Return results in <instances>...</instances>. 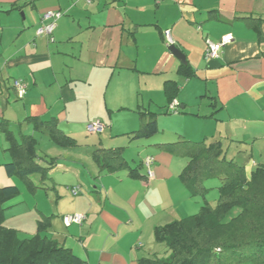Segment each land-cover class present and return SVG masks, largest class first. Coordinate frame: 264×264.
<instances>
[{
  "label": "crops",
  "instance_id": "obj_1",
  "mask_svg": "<svg viewBox=\"0 0 264 264\" xmlns=\"http://www.w3.org/2000/svg\"><path fill=\"white\" fill-rule=\"evenodd\" d=\"M48 11L63 13L52 42L36 36ZM164 30L171 31L186 65L168 51ZM227 35L231 43L207 59V42ZM14 80L27 87L21 99ZM166 81L177 83L172 101L177 113L168 112ZM150 115L156 135H128L141 130ZM93 120L105 129L85 139ZM0 122L17 138H35L37 163L48 168L38 175L42 185H56L54 174L68 172L73 174L69 188L85 191L82 198L80 192L71 195L76 199L66 209L51 211L50 238L86 264L164 257L167 250L154 241V229L197 214L204 202L191 198L179 182L185 154L160 145L218 142L225 160L242 167L247 177L264 164V0H0ZM42 122L55 124L74 145L53 143L44 128L48 124L35 128ZM46 137L59 148L57 156L39 151L38 139ZM6 148L0 134V165L9 161ZM72 149H85L84 161L77 159L80 154L66 159ZM101 149H121L125 166L101 170L94 156ZM132 150L129 160L126 151ZM147 157L154 159L151 179L142 166ZM129 168L138 170L136 177L129 176ZM2 172L4 184L17 185L16 177ZM73 214L85 221L65 227L62 218ZM51 217L62 229L52 227ZM4 226L14 229L5 216Z\"/></svg>",
  "mask_w": 264,
  "mask_h": 264
},
{
  "label": "trees",
  "instance_id": "obj_2",
  "mask_svg": "<svg viewBox=\"0 0 264 264\" xmlns=\"http://www.w3.org/2000/svg\"><path fill=\"white\" fill-rule=\"evenodd\" d=\"M179 71L186 77L192 76L187 66H180ZM164 91L171 103L177 83L166 81ZM40 126H45L56 145L62 148L74 145L75 141L55 124L42 122L35 128ZM156 133L155 117L150 115L141 130L128 135L133 139H149ZM0 134L7 144L4 152L9 156V161L0 166L7 176L18 178L32 192L36 187L31 177H43L48 172V168L37 163L35 138L15 137L5 122H0ZM160 147L185 154L187 164L179 180L191 198H201L204 203L197 214L156 227L154 241L166 248L167 255L142 258L138 264H264V164L247 177L242 167L225 160L218 142L180 141ZM94 156L101 170L125 166L121 149L97 150ZM137 171L129 168L128 174L134 178ZM215 179L219 182L218 200L211 207L205 200V182ZM19 194L17 186L0 187V264H86L47 235L51 228L48 217L37 220L36 233L24 240H19L16 230L4 226L5 205ZM234 209L236 213L228 218Z\"/></svg>",
  "mask_w": 264,
  "mask_h": 264
},
{
  "label": "rangeland",
  "instance_id": "obj_3",
  "mask_svg": "<svg viewBox=\"0 0 264 264\" xmlns=\"http://www.w3.org/2000/svg\"><path fill=\"white\" fill-rule=\"evenodd\" d=\"M133 120L135 121V123L137 122V119L133 118ZM92 137L93 136L90 133H87L85 139ZM99 138L100 136H96L94 137V140L98 142ZM38 140L40 144L39 147L40 152H46L47 154H49V156L58 155V151L56 149L59 148H53L54 144L52 145V143L48 141L47 137ZM68 151L70 152H68L67 155L64 154L66 156L65 157L66 159L70 160L72 157L76 156L77 154H80V156H78L77 159L84 161V158L82 156L85 155L83 154V151H85V149L82 150L72 149ZM91 153L92 150L88 152L87 156L91 157ZM133 153H134L133 150L126 151L129 160H131V156L134 155ZM63 165L67 166L66 163H63ZM0 173H3L1 167H0ZM54 175H55L54 179L56 185H53L50 182L49 183L45 182L46 185H42L40 182V177L38 175H33L31 177V180L34 187H36V189H33L32 192L25 185V183H23L19 179L17 180V178H13L17 183V185L15 186L19 187L20 189V195L17 198L10 201L9 203H7L5 206L6 207L14 206V208L16 207L17 210L12 211L11 210L12 208L10 209L7 208L4 212L5 213L4 216L7 225H9L10 227L14 228L17 231L19 240H24L26 238H29L31 232L32 233L36 232V220L42 219V215L45 217H49L52 214L51 211L54 210L56 207L59 209L61 208L66 209L64 207H67L70 203H72L76 199V198H72L71 193L69 191L70 185L68 183L70 181L69 177L73 178V174L68 172H57ZM0 186H10V185L4 184L0 178ZM218 186H219V182L216 179L205 182V188L207 190L205 194V200L211 207H214L218 200ZM79 192H80L79 195L80 198L85 197V191L83 189H79ZM40 212L43 213L41 214ZM235 213H236V209H234L228 215V218L234 216ZM51 220H52V227H55L57 225V228L62 229L61 221H59L58 218L51 217ZM164 249L166 250L165 247ZM160 252L161 251H159L158 253ZM160 255L163 257L162 253H160Z\"/></svg>",
  "mask_w": 264,
  "mask_h": 264
},
{
  "label": "built area",
  "instance_id": "obj_4",
  "mask_svg": "<svg viewBox=\"0 0 264 264\" xmlns=\"http://www.w3.org/2000/svg\"><path fill=\"white\" fill-rule=\"evenodd\" d=\"M33 1V0H29ZM93 0H85L87 4H91ZM63 16V13L60 11H48L42 14L40 18L39 25L36 29V36L39 38H45L49 42L53 41V31L56 26V22ZM162 38L167 47L175 46V42L171 35L170 30H164L162 32ZM232 36L227 35L223 37L218 43H210L207 42V48L205 51V57L207 59H214L217 57L219 50L224 48L226 45L231 43ZM12 87L15 90V93L18 98H23L26 94L27 87L25 83L21 80H14L12 83ZM168 112L177 113L178 112V104L176 102H172L168 107ZM105 129V125L100 120H93L89 122L86 126V130L91 134H101ZM154 165V159L152 157H147L143 160L142 166L146 170V176L148 179L153 177L152 167ZM69 191L72 196L79 195V188H69ZM85 221V216L82 214H73L69 216H65L62 218V223L65 227H69L70 225H82Z\"/></svg>",
  "mask_w": 264,
  "mask_h": 264
},
{
  "label": "water",
  "instance_id": "obj_5",
  "mask_svg": "<svg viewBox=\"0 0 264 264\" xmlns=\"http://www.w3.org/2000/svg\"><path fill=\"white\" fill-rule=\"evenodd\" d=\"M168 51L182 64L186 65L185 57L181 53V51L175 47V46H170L168 47Z\"/></svg>",
  "mask_w": 264,
  "mask_h": 264
}]
</instances>
